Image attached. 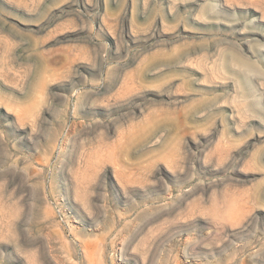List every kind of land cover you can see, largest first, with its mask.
Returning <instances> with one entry per match:
<instances>
[{
	"label": "rangeland",
	"instance_id": "obj_1",
	"mask_svg": "<svg viewBox=\"0 0 264 264\" xmlns=\"http://www.w3.org/2000/svg\"><path fill=\"white\" fill-rule=\"evenodd\" d=\"M0 264H264V0H0Z\"/></svg>",
	"mask_w": 264,
	"mask_h": 264
}]
</instances>
